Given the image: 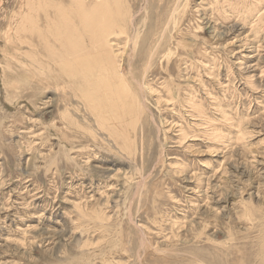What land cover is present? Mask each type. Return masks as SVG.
Instances as JSON below:
<instances>
[{
  "label": "rangeland",
  "instance_id": "374dc122",
  "mask_svg": "<svg viewBox=\"0 0 264 264\" xmlns=\"http://www.w3.org/2000/svg\"><path fill=\"white\" fill-rule=\"evenodd\" d=\"M79 1L0 0V264H264V0Z\"/></svg>",
  "mask_w": 264,
  "mask_h": 264
},
{
  "label": "bare ground",
  "instance_id": "6f19581e",
  "mask_svg": "<svg viewBox=\"0 0 264 264\" xmlns=\"http://www.w3.org/2000/svg\"><path fill=\"white\" fill-rule=\"evenodd\" d=\"M82 0H80L79 2H81ZM93 1V0H92ZM91 1V2H92ZM78 2V1H77ZM89 3V2H88ZM116 3H118V4H116ZM120 3H121V1H117V0H102V1H99V2H96V6H99L100 7V12H98V16H97V21H98V24L99 23H101V25L103 26V30H102V36H100V34H99V32L98 31H93V35H92V41L94 42V44H98V49L96 48L95 49V56H97V57H99L100 59H101V61L103 62V60H104V57H105V54H106V56L109 58L111 55H110V53H111V48H110V44H109V37L111 36H109V34H113V33H111L112 32V30H113V28L116 26V25H114V24H116V23H119L120 21L122 22L123 20H124V17L128 14V13H126V14H124V13H122V12H120L119 11V9L118 8H116V6L117 5H119L120 6ZM113 4H116V5H114L113 6ZM85 6V5H84ZM37 7V6H36ZM76 8H78L77 10H82L83 8H82V3H79L77 6H76ZM95 8V7H94ZM69 10V9H68ZM86 10V11H85ZM83 12H81V15L83 16V18L81 17V19H85L84 21L83 20H80V21H82L83 22V27L82 28H84L87 32H89V33H91L92 32V30H93V28L92 27H94L95 26V24H96V18H95V16H93V15H91V14H88V10L87 9H85ZM71 12V11H70ZM78 12V11H77ZM80 12V11H79ZM94 12H96L97 13V11H95L94 10ZM163 14V13H162ZM74 15H76L75 13H74ZM79 15V14H78ZM77 15V16H78ZM87 17L89 18V21L87 20ZM80 18V17H79ZM27 20V19H26ZM34 21H36L35 19H34ZM79 21V22H80ZM88 21V22H87ZM125 21V20H124ZM24 22V21H23ZM27 24V23H26ZM75 26V25H74ZM114 26V27H113ZM117 27V26H116ZM81 28V29H82ZM121 29V28H120ZM41 30V29H40ZM61 30V29H60ZM122 30V29H121ZM84 31V30H83ZM35 32H37L38 34L41 32V31H35ZM58 32V31H57ZM33 34H34V32H32ZM33 34H31V35H33ZM73 33H71V35H72ZM125 34V33H124ZM113 35H115V34H113ZM54 36V35H53ZM58 36V35H57ZM125 36V35H124ZM61 40L63 39V38H60ZM59 39V40H60ZM54 41H58V37L57 38H55V39H53ZM50 41V40H49ZM55 43V42H54ZM57 43V42H56ZM62 44H64V43H62ZM88 46V45H87ZM62 47H65V45L64 46H62ZM67 48V50H68V46L66 47ZM66 48H65V53H64V55L58 60V63L60 62H64V60L63 59H65V58H67L68 59V54H67V50H66ZM84 50H79V52L77 53V55H76V53H71L70 54V52L68 51V53H69V55H72V56H74L73 57V59L75 60V61H77L78 63H79V65L78 66H76V67H74L75 68V71L74 72H77V71H82L83 69H84V66L85 65H82V64H85L86 63V61H84L83 59H80V58H78V55H79V53H81V52H83ZM105 51V53H103ZM85 52L87 53V54H89V49L87 48V51L85 50ZM98 52H101V53H98ZM114 57V56H113ZM109 58V59H111L112 61L115 59V57L114 58ZM93 58V57H92ZM111 60H107V61H105L104 63H109V62H111ZM101 62V63H102ZM103 63V64H104ZM94 67V66H93ZM114 68V67H113ZM108 69H110V68H108ZM73 70V69H72ZM83 71H85V69L83 70ZM87 71V70H86ZM89 71V70H88ZM110 71V70H109ZM115 71V70H114ZM111 72V71H110ZM117 72V71H116ZM118 73V72H117ZM116 73V74H117ZM110 74V73H109ZM81 75V74H80ZM114 74H112V76H113ZM77 77V76H76ZM79 77V76H78ZM107 77H109V76H107ZM110 78V77H109ZM108 78V79H109Z\"/></svg>",
  "mask_w": 264,
  "mask_h": 264
}]
</instances>
